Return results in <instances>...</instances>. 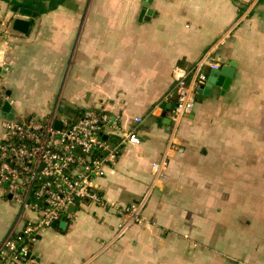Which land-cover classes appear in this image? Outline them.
Returning a JSON list of instances; mask_svg holds the SVG:
<instances>
[{"label":"crops","instance_id":"obj_1","mask_svg":"<svg viewBox=\"0 0 264 264\" xmlns=\"http://www.w3.org/2000/svg\"><path fill=\"white\" fill-rule=\"evenodd\" d=\"M23 8L37 16L29 36L6 26L28 20ZM1 22L13 120L101 109L120 121L113 144L124 132L141 141L97 181L103 204L44 230L25 264H264V0H0ZM207 56L234 64V78L225 92L197 90L175 136L183 152L171 151L175 69ZM8 121L0 108V140ZM166 153L168 177L156 181ZM147 194L144 221L118 236L130 218L118 206ZM28 217L0 187V244Z\"/></svg>","mask_w":264,"mask_h":264},{"label":"built area","instance_id":"obj_2","mask_svg":"<svg viewBox=\"0 0 264 264\" xmlns=\"http://www.w3.org/2000/svg\"><path fill=\"white\" fill-rule=\"evenodd\" d=\"M220 69L219 63L203 58L190 72L177 68L174 72L176 104L169 149L182 153L175 142L184 118L195 109V93L208 82L204 68ZM1 100H8L0 95ZM56 109L46 118L24 116L6 123L0 140V187H7L22 212H30L19 232H13L0 244V258L9 264L33 261V249L44 230L70 217L68 210L84 204L102 205L103 197L97 181L118 161L122 146L140 144L136 132H124L122 141L113 144L110 136L120 130V121L105 110L87 109L76 119L62 121ZM62 122L58 129L55 122ZM141 123V118H136ZM107 137V139H105ZM170 160L166 153L152 165L156 181L168 177ZM148 194L137 204L118 206L130 218L119 227L123 236L132 224L144 221L143 211Z\"/></svg>","mask_w":264,"mask_h":264},{"label":"water","instance_id":"obj_3","mask_svg":"<svg viewBox=\"0 0 264 264\" xmlns=\"http://www.w3.org/2000/svg\"><path fill=\"white\" fill-rule=\"evenodd\" d=\"M19 15L26 16L28 20H22L21 18L12 17L9 18V20H7L6 26L7 27L11 26L14 31L29 36L31 33L32 26L34 25V19L37 16L32 11L25 8L22 9ZM0 25H3V22H1ZM234 67L235 65L231 63L230 65L225 66L222 69L213 71L211 77L208 79L207 84L198 92L200 94L210 95L214 86L222 88L223 92L228 90L231 84V80L234 78L235 75ZM0 108L2 109L4 117H7V120L11 121L14 119V113L12 111L13 109L9 102L0 99ZM55 126L56 128L61 129L62 122L57 120L55 122ZM105 139H107V137H105ZM68 213L71 215L74 213L73 206L69 208ZM66 225H67L66 221L60 222L61 229H65Z\"/></svg>","mask_w":264,"mask_h":264},{"label":"rangeland","instance_id":"obj_4","mask_svg":"<svg viewBox=\"0 0 264 264\" xmlns=\"http://www.w3.org/2000/svg\"><path fill=\"white\" fill-rule=\"evenodd\" d=\"M59 119L62 121H69L71 117L73 116L70 112H59L58 113Z\"/></svg>","mask_w":264,"mask_h":264}]
</instances>
